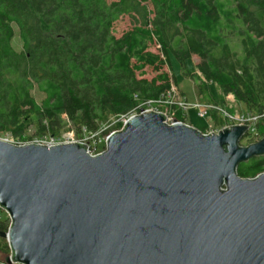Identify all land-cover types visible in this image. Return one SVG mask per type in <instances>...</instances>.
Instances as JSON below:
<instances>
[{
  "label": "water",
  "instance_id": "95a60500",
  "mask_svg": "<svg viewBox=\"0 0 264 264\" xmlns=\"http://www.w3.org/2000/svg\"><path fill=\"white\" fill-rule=\"evenodd\" d=\"M248 126L202 134L145 111L90 156L78 143L0 140L7 264H264V156Z\"/></svg>",
  "mask_w": 264,
  "mask_h": 264
},
{
  "label": "trees",
  "instance_id": "16d2710c",
  "mask_svg": "<svg viewBox=\"0 0 264 264\" xmlns=\"http://www.w3.org/2000/svg\"><path fill=\"white\" fill-rule=\"evenodd\" d=\"M124 16L131 26L116 37L113 26ZM169 55L182 67L197 57V73L183 75L207 95L199 101L221 105L210 85L232 95L258 116L264 136V0H0V138L27 142L31 127L39 137H59L67 124L96 133L111 118L117 121L103 133L117 132L121 118L176 84L163 71ZM145 68L155 76L143 78ZM210 118L222 125L215 112ZM236 172L255 178L264 156ZM0 251L8 257L3 239Z\"/></svg>",
  "mask_w": 264,
  "mask_h": 264
},
{
  "label": "rangeland",
  "instance_id": "374dc122",
  "mask_svg": "<svg viewBox=\"0 0 264 264\" xmlns=\"http://www.w3.org/2000/svg\"><path fill=\"white\" fill-rule=\"evenodd\" d=\"M110 1L111 0H108V2H110ZM130 26H131V23H130L128 17H126V16L122 17L113 26L115 36L116 37L120 36V34L123 33L124 31H126L128 28H130ZM13 46L16 50L20 49L21 44H20L18 37H16L14 39ZM149 51H151L153 53H157V54L160 53L159 49L155 45L150 46ZM197 63H198L197 57L193 56L191 59L185 61L184 65L182 67V65L172 55H169L170 69L166 66L163 68V71L167 73L168 77L172 81H173V77L175 79L176 84L173 85V83H172L171 88H173L176 96L177 95L181 96L183 99H185L187 104L191 105V106L195 105L197 103L203 104L199 100L203 101V100H205V98L207 96V95H199L194 80L183 75V70H184V73L187 72L190 74H196L197 72L195 69V65ZM153 76H155V73L152 71V69H150V68L144 69V73L142 76L143 78L149 80ZM209 89H210V92L217 98L218 101L219 100L222 101L220 107L224 111H226L232 115H236V114L237 115H247V117H249V119L251 120L250 124H253L254 130L249 131L248 136H246V135L244 136V138L239 143L240 146H242V147L248 146L250 144H253V143L260 141L264 137L258 133V127H259L258 125L260 123L258 116H254V115H251L250 113H248L243 105H241L235 101V99L232 95H225L224 96L221 94V92L217 88H215L212 85L209 86ZM184 116L186 117V123L189 124L193 129H195L196 131H198L202 134H205L207 132L208 127L212 128V127L217 126V125H215L216 123L211 122L210 116H207L204 118L198 117L197 110L194 108H188L185 111ZM116 121H117V119L111 118L107 125L102 126L97 131V133H98L97 141L99 139L105 138L106 136H108L111 133H114V132H111L108 135H105L103 133V131L105 129H107L108 127L112 126ZM233 126H235V125H233ZM35 133H36L35 128L31 127L22 137L25 141H30L32 139L39 137ZM45 136H48V135H45ZM49 137H52V136H49ZM59 137H63L64 139H67L68 137H70V138L74 137L76 140L78 138H83V137H87V136L83 135V132L77 133L76 130L70 126V124H67ZM1 138H2V140H5V141L6 140L7 141H22V140L12 139L8 136H2ZM92 145H95V143H92ZM0 217H1V220H5V214L4 213H1ZM6 244H7V242H6ZM6 256H7L6 253L0 251V263L5 262Z\"/></svg>",
  "mask_w": 264,
  "mask_h": 264
},
{
  "label": "built area",
  "instance_id": "2783aa9c",
  "mask_svg": "<svg viewBox=\"0 0 264 264\" xmlns=\"http://www.w3.org/2000/svg\"><path fill=\"white\" fill-rule=\"evenodd\" d=\"M188 108H194L197 110V115L198 117L204 118L207 116H210V113L213 111L217 115H219L222 119V125L218 127H208L207 132L205 135H208L210 133L217 134L220 130H223L227 127L233 126V125H238V126H248V132L254 130V126L251 123V120L247 115H232L226 111H224L220 106L218 105H212V104H200L197 103L195 105H188L185 99H183L181 96H176L174 93L173 88L169 92L166 93L165 96H163L159 101H156L154 103H146L140 110L133 111L128 117H124L120 119V122L122 123V127L120 130L117 132L121 131L123 128L126 120L129 117L132 116H138L142 114L145 111L148 112H154V113H159L162 114L165 117V122L168 125H172L174 123H184L186 125H189L186 123V117L184 116L185 111ZM176 113H180L182 115V118L184 119L182 122L177 121L175 119ZM190 126V125H189ZM83 135H86L87 137L83 138H78L75 140L74 137H68L67 139H64L63 137H49V136H43V137H37L35 139H32L27 142H21V141H7L8 143L14 145V146H24V145H43L46 147H52V146H57V145H62V144H71V143H78V144H83L87 146L86 150L87 153L90 156H95L99 155L102 152L105 151L106 148V140L107 137L103 139H99L97 141V136L98 133H85L83 132ZM2 140V138H0ZM5 141V140H4ZM92 143H95V145H92ZM97 143V144H96ZM4 213L5 214V220L4 223H6L7 228L10 226L11 221L7 217L6 213L0 208V214ZM1 220V217H0Z\"/></svg>",
  "mask_w": 264,
  "mask_h": 264
}]
</instances>
